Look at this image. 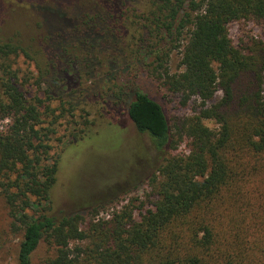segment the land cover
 <instances>
[{"label":"trees","instance_id":"obj_1","mask_svg":"<svg viewBox=\"0 0 264 264\" xmlns=\"http://www.w3.org/2000/svg\"><path fill=\"white\" fill-rule=\"evenodd\" d=\"M15 1L46 26L35 54L53 63L49 72L59 56L76 64L69 52L75 47L85 51L81 64L91 66L96 50L114 39L99 29L107 34V25H119L99 4L105 11L125 4ZM152 9L140 23L154 61L166 50L160 44L180 53L181 70L165 74L163 84L180 105L192 98L198 105L171 125L161 105L135 84L114 85L109 100L148 134L162 159L149 178L150 208L129 202L97 220L101 206L87 210L88 221L81 211L55 215L65 153L97 132L80 129L54 151L57 116L43 125V100H28L6 64L11 56L32 58L30 51L20 40L0 37V120L8 119L0 129V192L9 231H22L16 264H31L41 240L55 248L42 264H264V0H154ZM230 24L239 29L236 41ZM181 143L184 151L177 152Z\"/></svg>","mask_w":264,"mask_h":264},{"label":"rangeland","instance_id":"obj_2","mask_svg":"<svg viewBox=\"0 0 264 264\" xmlns=\"http://www.w3.org/2000/svg\"><path fill=\"white\" fill-rule=\"evenodd\" d=\"M89 1L93 2L83 0L85 4ZM153 1L125 0L123 7L111 11H105V7L99 4V9L119 20V25H107V34L102 31L104 28L99 29L101 35L114 37L110 46L96 50L89 67L85 60L81 64L85 56L83 49L75 47L73 52L69 49L72 57L76 56V64L71 66L69 61L59 56L58 67L49 72L53 63L50 61L49 67L43 55L35 54L40 38L48 34L46 26L39 25L34 10L20 7L15 0H0V37L20 40L32 57L11 56L6 64L16 72V84L28 100L35 96L43 100L41 109H47L43 111V125L57 116L53 150L65 147L80 129L97 132L96 138L74 143L65 153L58 179L57 216L81 211L88 221L93 215L86 213L87 210L101 206L94 214L97 220L129 202L138 205L143 201L146 209L155 200L149 178L162 158L148 134L138 132L125 109L109 100L114 85L135 84L161 105L171 125L191 114L198 105L197 98H192L185 107L180 105L179 97L163 84L165 74L181 70L180 53L176 48L170 49V44H160L166 50L162 47V59L154 61L155 55L150 51L152 42L144 38V25L140 23L144 15L153 11ZM228 32L231 40L236 41L239 34L237 25L230 24ZM40 77L44 81L41 86L37 83ZM220 96L221 92H216L213 101ZM64 110V115L58 118ZM7 123L8 119L0 120V129ZM205 123L215 127L212 121ZM76 146H81L78 152ZM176 151H184L182 143ZM134 216L138 218L137 211H134ZM10 220L8 205L0 192V264H16L22 231L10 232ZM54 253L55 248L41 240L31 255V264H42Z\"/></svg>","mask_w":264,"mask_h":264}]
</instances>
